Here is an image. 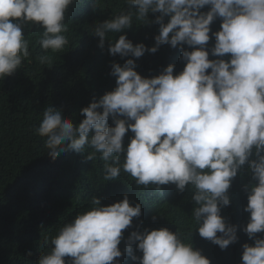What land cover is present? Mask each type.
Instances as JSON below:
<instances>
[{"label":"clouds","instance_id":"9594fccd","mask_svg":"<svg viewBox=\"0 0 264 264\" xmlns=\"http://www.w3.org/2000/svg\"><path fill=\"white\" fill-rule=\"evenodd\" d=\"M89 1L0 0V79L33 75L25 60L52 62L67 88L102 89L78 124L50 105L35 128L52 158L92 149L86 159L107 183L104 199L45 237L36 264H214L161 219L183 210L196 241L225 252L238 244L237 264H264V0H124L115 9L93 0L68 28L71 10ZM165 44L180 60L138 74L139 58ZM95 51L92 78L77 79L72 70ZM240 174L250 176L246 214L228 220ZM35 201L49 215L55 208Z\"/></svg>","mask_w":264,"mask_h":264},{"label":"trees","instance_id":"16d2710c","mask_svg":"<svg viewBox=\"0 0 264 264\" xmlns=\"http://www.w3.org/2000/svg\"><path fill=\"white\" fill-rule=\"evenodd\" d=\"M122 5L124 0H101L98 9H115ZM92 8L93 0L85 2L82 7L73 8L70 13L76 12L77 15L66 18L68 28ZM69 30L74 34L72 28ZM155 35L156 30H148L143 44L152 47ZM178 60L177 48L165 44L154 54L146 51L139 58L135 70L142 77L150 78L160 73V67ZM99 64V55L95 51L93 57L73 69L72 74L77 79L89 82ZM22 65L34 73L25 74L22 88H6L0 81V264H36V256L45 237L53 236L75 212L90 207L93 197L104 199L107 184L101 175L104 171L100 172L97 162L86 159L92 149H86L83 154L69 150L52 158L44 146L46 138L35 132L42 119L41 113L50 105L57 106L55 108L61 109L65 117H71L73 123L78 124L84 118H75L80 109L88 106L94 97L98 100L101 96L100 85L92 81L82 88L71 90L52 62L48 67L25 60ZM101 67L107 70L108 64L102 63ZM108 126L114 124L108 123ZM129 142L130 137L125 135L124 146L127 147ZM249 183L248 174H240L233 179L230 190L232 204L224 210L228 220L242 218L246 214L247 193L244 185ZM41 199L54 201L55 208L50 215L35 201ZM161 219H169L167 226L174 231L178 229L186 243L192 242L202 255L207 258L211 256L214 264H237L238 244L220 254L211 249V243L195 240L194 221L189 211H180L170 218L162 216ZM237 235L245 234L237 230ZM124 264H137V261L126 258Z\"/></svg>","mask_w":264,"mask_h":264},{"label":"rangeland","instance_id":"374dc122","mask_svg":"<svg viewBox=\"0 0 264 264\" xmlns=\"http://www.w3.org/2000/svg\"><path fill=\"white\" fill-rule=\"evenodd\" d=\"M0 81L3 83V86H5L6 88H11V89L19 88V86L22 88V85H24L25 83L24 79H19L15 81V80H9V79L4 78V79H0ZM66 117L69 119H72L69 116H66Z\"/></svg>","mask_w":264,"mask_h":264},{"label":"bare ground","instance_id":"6f19581e","mask_svg":"<svg viewBox=\"0 0 264 264\" xmlns=\"http://www.w3.org/2000/svg\"><path fill=\"white\" fill-rule=\"evenodd\" d=\"M211 249H213V250H217V251H221V252H225V250H221L220 248H219V246L218 247H212ZM208 259H212V257L210 256Z\"/></svg>","mask_w":264,"mask_h":264}]
</instances>
